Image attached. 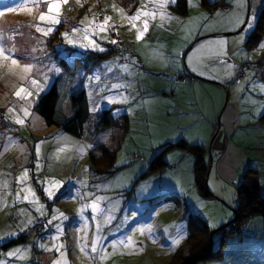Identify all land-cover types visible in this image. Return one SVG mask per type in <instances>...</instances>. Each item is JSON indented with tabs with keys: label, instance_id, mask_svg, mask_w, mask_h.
Here are the masks:
<instances>
[{
	"label": "rangeland",
	"instance_id": "1",
	"mask_svg": "<svg viewBox=\"0 0 264 264\" xmlns=\"http://www.w3.org/2000/svg\"><path fill=\"white\" fill-rule=\"evenodd\" d=\"M53 2L61 5L55 25L39 19L41 13L55 15L47 8ZM175 2L23 0L10 5L16 11L0 16V44L7 56L0 57L4 264H166L186 241L190 212L214 231L212 248L222 244L218 258L199 264H264V217L256 215L241 231H230L234 223L228 227L238 205L237 185L248 167L258 168L264 191V36L253 47L246 44L264 0H223L228 9L188 0L187 14L172 7ZM138 11L139 18L131 21ZM237 16L245 22L240 27ZM37 25L54 31L45 36ZM65 33L75 43H67ZM89 40L104 49L97 50L104 58L87 66L89 71H78L91 116L84 135L77 137L47 126L36 106L64 69L55 52L73 65L93 49L83 46ZM26 65L31 69L25 71ZM186 72L193 80H184ZM21 88L25 91L18 97ZM106 108L119 120L127 114L123 130L97 131ZM183 138L207 149L210 196L199 192L195 157L178 145ZM96 144L114 149L112 174L92 168ZM160 153L168 168L143 176ZM45 188L55 195L49 198ZM19 237L25 240L7 245Z\"/></svg>",
	"mask_w": 264,
	"mask_h": 264
},
{
	"label": "trees",
	"instance_id": "2",
	"mask_svg": "<svg viewBox=\"0 0 264 264\" xmlns=\"http://www.w3.org/2000/svg\"><path fill=\"white\" fill-rule=\"evenodd\" d=\"M221 4L226 3L223 0L215 2L203 0V5L211 9H216ZM172 7L181 14H187L188 0H176L172 4ZM228 8H231V6L228 5L225 9ZM12 12L8 10L3 11L4 14H11ZM98 20L100 19L98 18ZM20 27L24 29L23 26ZM8 29L11 31L12 25H8ZM263 29L264 7L259 12L256 26L247 37L246 44L249 47H253L260 42V39L264 36ZM28 31L31 32L33 41H36L38 36L34 35L31 30ZM56 39L57 35L54 36L53 40L55 41ZM55 53L57 58L65 61L64 69L54 77L51 86L40 95L36 108L47 126H56L66 133L81 137L84 135L91 111L86 89L78 85V71L80 68V70L89 71L87 66L100 64V60L104 56L97 50L91 49L86 51L87 54H84V57H78V60L72 65L65 57H60L57 51ZM184 80L189 81L186 78ZM122 116L119 120L113 115L112 108L104 109L100 113L95 125L97 131L100 132L110 128L115 129L116 127L123 130L128 122V116L125 113ZM178 145L188 150L195 157L194 175L199 192L204 196L212 195L208 187V174L211 163L207 161V149L198 143H188L184 138L179 140ZM114 160V149L106 144H96L93 146L90 153V163L92 168L97 172L112 174L116 170ZM169 165V161L166 160L163 153H160L151 160L149 169H147L143 176L164 170ZM237 194L238 205L234 209L235 219L228 224V227L233 225V223L237 227L234 229L231 227L230 231H241V228L256 215L264 217V191L258 168L250 166L245 170L240 183L237 185ZM222 228L225 229L227 227L223 226ZM188 229L186 241L174 250L173 256L166 264H199L202 261L207 262L216 259L222 254V244L218 248H212L211 229L201 215L190 212ZM225 230L227 231H225L224 235L227 234L228 228ZM22 240L25 239L22 237L12 239L7 245Z\"/></svg>",
	"mask_w": 264,
	"mask_h": 264
},
{
	"label": "snow or ice",
	"instance_id": "3",
	"mask_svg": "<svg viewBox=\"0 0 264 264\" xmlns=\"http://www.w3.org/2000/svg\"><path fill=\"white\" fill-rule=\"evenodd\" d=\"M33 2L38 3L39 0H33ZM63 2H64V3H67V0H63ZM165 2H167V0H165ZM12 3L23 4V0H0V9H7L8 11H16V10H17L16 8H13V7L10 6ZM162 6H163V5H161V7H162ZM60 7H61V5H60L59 2L48 3V5H47L48 13L50 14V13H53V12L55 11V15H47V14H45V13H41L40 16H39V19H40L41 21H45V20H47V21L50 22L52 25L58 24V23L60 22V20H59V18H58V17H59V14H60V13H59ZM29 11H31V9H29ZM121 11H123V10L121 9ZM3 14H4L3 11H0V16H2ZM139 15H140V12L138 11L137 14H136L135 16L130 17L129 19H130L131 21H135L136 19L139 18ZM144 15L147 16V15H150V13L145 12ZM151 15H154V13H151ZM108 19H109L108 17H105V19H104V23H103L102 25H99V28H100L101 30H103V29L105 28V26L107 25V23H108ZM244 23H245V22H244L243 20H241V19L237 16V18H236V20H235V24H236V26H237V27H240V26L243 25ZM36 27H37V31L43 32V34H44L45 36L49 35L51 32L54 31V28H53V27H49V28H47L46 30L43 29V28H41V27H39V25H37ZM147 27H148V21L145 20V21H144V29L147 30ZM248 27L250 28L251 25H248ZM73 31H74V32H75V31H79V29L74 28ZM142 35H143V33L141 32V33L137 36V40L141 39V38H142ZM64 36H65V38L67 39V43H69V44H73V43H75V41H74L72 38H69V37H68V34H67V33H65ZM240 40H241V43H242L243 40H244V36H241ZM111 42H112V43H117V41H115V40H113V41H111ZM83 46H84V47H92L93 49H95V50H100V51H103V50H104V49L100 48L99 45H97V44H96L94 41H92V40H89L88 44H85V45H83ZM260 46H261V47H264V43H262ZM0 57L7 58V56H5V49H4V47H3L2 44H0ZM12 63H13V64H16V63H17V60H16V59H12ZM31 67H32L31 65H26V66H25V71L30 70ZM36 83H37V82H36L35 80L32 81V84H33V85H35ZM115 87H118V85H116ZM24 91H25V89L21 88L19 91H17V92L15 93V95L19 97V96L21 95V93L24 92ZM29 94H30V93H29ZM9 111H12V109H9ZM16 123H23V121L20 120V119H17V120H16ZM24 175H27V173L25 172ZM53 183H54V185H55L57 188L61 187L60 182L56 181V182H53ZM44 191L46 192V194H47V196H48L49 198H52V197L55 195V193H54L53 191H51L50 188H45ZM69 191L71 192V190H69ZM98 199H99V198H98ZM91 207H92L93 210H95V209L97 208V204H96V203H93V204L91 205ZM61 216H63V214H61ZM64 219H68V217H64ZM49 223H51V221H49ZM149 230H151V229L149 228ZM141 231H143V229H141ZM10 235H11V234H10ZM98 239H99V237H97V240H98ZM126 240H127V244H128V245H132V246L134 247V242L131 240V238H126ZM120 243H121V245H124V244H125L124 241H121ZM179 243H180V240L177 239V240L175 241V244L178 245ZM113 247H115V245H113ZM17 251H19V250H15L14 252H10L8 255H9V256L15 255ZM96 251H97V248H96V246H95V244H94L93 247H92V252H96ZM101 251H103V249H101ZM103 258H104V257L102 256L101 259H103ZM0 264H4V262L0 261ZM57 264H58V262H57Z\"/></svg>",
	"mask_w": 264,
	"mask_h": 264
},
{
	"label": "built area",
	"instance_id": "4",
	"mask_svg": "<svg viewBox=\"0 0 264 264\" xmlns=\"http://www.w3.org/2000/svg\"><path fill=\"white\" fill-rule=\"evenodd\" d=\"M227 6H228V5H226V4H222L221 7H222V8H223V7L226 8ZM183 78H186V79H192V76H191L189 73L186 72V73L183 75Z\"/></svg>",
	"mask_w": 264,
	"mask_h": 264
},
{
	"label": "clouds",
	"instance_id": "5",
	"mask_svg": "<svg viewBox=\"0 0 264 264\" xmlns=\"http://www.w3.org/2000/svg\"><path fill=\"white\" fill-rule=\"evenodd\" d=\"M192 76V79L191 80H193V75H191ZM184 207L186 208V209H188V205H187V203L186 202H184Z\"/></svg>",
	"mask_w": 264,
	"mask_h": 264
},
{
	"label": "water",
	"instance_id": "6",
	"mask_svg": "<svg viewBox=\"0 0 264 264\" xmlns=\"http://www.w3.org/2000/svg\"><path fill=\"white\" fill-rule=\"evenodd\" d=\"M234 219H235V217L233 218V220H234ZM233 220H232V221H233ZM232 221H231V222H232ZM213 232H214V231H213ZM213 232H211V240H212V234H213Z\"/></svg>",
	"mask_w": 264,
	"mask_h": 264
},
{
	"label": "crops",
	"instance_id": "7",
	"mask_svg": "<svg viewBox=\"0 0 264 264\" xmlns=\"http://www.w3.org/2000/svg\"><path fill=\"white\" fill-rule=\"evenodd\" d=\"M185 201V200H184ZM188 205V204H187ZM173 252H174V250H173ZM141 254H144V253H141Z\"/></svg>",
	"mask_w": 264,
	"mask_h": 264
}]
</instances>
